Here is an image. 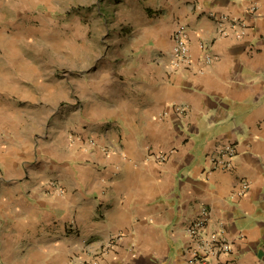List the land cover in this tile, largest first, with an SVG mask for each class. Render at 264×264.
<instances>
[{
	"label": "crops",
	"instance_id": "obj_1",
	"mask_svg": "<svg viewBox=\"0 0 264 264\" xmlns=\"http://www.w3.org/2000/svg\"><path fill=\"white\" fill-rule=\"evenodd\" d=\"M204 208L231 248L195 259ZM75 257L264 264V0H0V264Z\"/></svg>",
	"mask_w": 264,
	"mask_h": 264
},
{
	"label": "built area",
	"instance_id": "obj_2",
	"mask_svg": "<svg viewBox=\"0 0 264 264\" xmlns=\"http://www.w3.org/2000/svg\"><path fill=\"white\" fill-rule=\"evenodd\" d=\"M218 32L220 34H228L232 29L235 30L237 33H244L246 24L238 19L230 18L229 16L222 15L218 19ZM174 44L171 50V57H172V65L175 67L183 66L191 62V52H190V39L189 34L186 26L179 27L174 33ZM201 47L203 50H206L208 47L205 43L202 42ZM202 57L206 62L212 61V55L203 51ZM178 111L180 113H184L186 111L185 106H179ZM92 149H99L104 152H111L113 151L116 146L110 142L106 141L103 144L100 143L97 139L90 137L87 141H85ZM157 161L164 162L168 159L169 153L168 152H155L151 153ZM236 155V150L234 145H227L223 147L217 157H213V162L215 167L228 169L232 165V161L234 156ZM51 186L55 188L56 191L59 193H63L64 189L61 188L58 183L53 180L50 182ZM244 188L248 187V182L244 181L243 183ZM207 210L204 208L202 210V215L195 220L191 226L189 227L190 235L195 236L197 240L198 246L194 249L195 259L199 256L203 255L204 253L209 252H225L230 250V244L227 242L223 237L217 236L215 232L207 233L206 226H207ZM214 245L216 248L212 249ZM70 264H99L98 261H90V260H82L77 257L73 258Z\"/></svg>",
	"mask_w": 264,
	"mask_h": 264
},
{
	"label": "rangeland",
	"instance_id": "obj_3",
	"mask_svg": "<svg viewBox=\"0 0 264 264\" xmlns=\"http://www.w3.org/2000/svg\"><path fill=\"white\" fill-rule=\"evenodd\" d=\"M38 111L39 110H32L33 113H37L36 118L39 117V114H40V112H38ZM22 116H21V118H25V119H28V117H29V115H27V114L24 117H22ZM25 123H27V122L21 121V124H25Z\"/></svg>",
	"mask_w": 264,
	"mask_h": 264
}]
</instances>
